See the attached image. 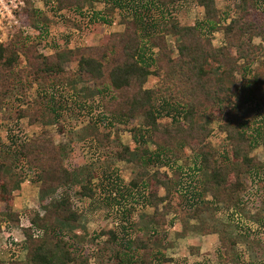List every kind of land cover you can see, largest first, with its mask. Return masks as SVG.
I'll list each match as a JSON object with an SVG mask.
<instances>
[{"label": "trees", "instance_id": "1", "mask_svg": "<svg viewBox=\"0 0 264 264\" xmlns=\"http://www.w3.org/2000/svg\"><path fill=\"white\" fill-rule=\"evenodd\" d=\"M25 1L23 27L42 31L45 14L34 6L33 0ZM42 1L58 13L71 11L79 16L85 7L84 0ZM106 1L116 9L117 0H102ZM121 1H136L138 7L123 15L119 21L123 25L121 31L104 35L94 46L54 48L50 55L37 54L19 30L13 43L0 44V77L6 82L19 61V52L27 57L26 74L34 81L63 75V65L74 63L79 80L91 84L93 95L110 101L109 106H103L104 114L142 119L143 131L134 136L139 151L126 145L117 156L138 166L129 186L143 192L145 205L153 209L147 217L148 224L163 226L167 214L173 213L184 233L191 227L192 231L217 236V250L211 259L218 264H237L238 244L249 235L242 228L241 216L255 199H264V163L252 155L255 147L264 146V119L257 120L256 114L259 107L264 108V6L259 0H231L228 9L227 0ZM189 1L202 10L203 18L187 25L172 22L175 44L171 48L162 21L171 18L167 13L171 14L172 9L177 10ZM219 1H225L224 7H219ZM96 16L99 14L87 21H97ZM102 22L111 25L110 20ZM216 32L222 33L220 46L212 41ZM254 38L261 43L253 44ZM211 65L214 67L207 68ZM150 78L156 80L157 87L147 86ZM39 111L38 107L32 111L31 107L17 109L15 116L33 123L34 119L37 122ZM161 117L168 118L170 125L163 126ZM211 122L217 123L215 131L224 136V153L211 141ZM101 139L107 142L109 134L96 137ZM41 140L13 145L0 155V204L5 223L20 225L19 215L13 211L20 185L14 170L36 173L40 183V211L28 220L30 226L21 227L25 263L0 259V264H74L76 260V251L69 241L76 236L71 233L81 215L70 196L56 195L59 188L73 181L74 173L66 165L69 155L54 140ZM148 143L156 153L150 152ZM185 148L192 149L196 157L194 166L189 159H182L180 150ZM162 153L173 155L175 164L181 162L171 169L172 175L151 167L154 161L166 166L170 155ZM143 156L148 159L143 161ZM185 177L189 182L184 185ZM81 189L77 196L93 198L94 190L86 186ZM189 197L201 204L185 213L182 203L186 204ZM218 211L225 212L226 219L230 216L231 220L202 224L203 214ZM122 220L112 218L114 227L103 226L97 234L103 238L105 249L111 250L109 257L114 264L173 262L165 255L166 247H156L151 236L144 233L129 234Z\"/></svg>", "mask_w": 264, "mask_h": 264}, {"label": "rangeland", "instance_id": "2", "mask_svg": "<svg viewBox=\"0 0 264 264\" xmlns=\"http://www.w3.org/2000/svg\"><path fill=\"white\" fill-rule=\"evenodd\" d=\"M259 1L264 6V0ZM23 2L22 10L16 13L19 24L9 29V33L0 44L13 43L21 30L22 36L26 37L25 43L37 54L42 55H50L54 48L80 49L88 45H96L104 35L121 31L123 25L119 24V21H122L123 15L131 14L133 9L138 7L136 1L124 3L117 0L115 9L107 1L106 3L102 0H84L85 7L82 16H79L71 11L58 13L51 4H46L42 0H33L34 6L45 14L43 30L35 32L31 28L23 27L21 15L27 6L26 1ZM224 2L219 1V7H224ZM225 6L228 9L231 0H227ZM179 8L178 11L172 9V15L168 12L167 16L171 18L162 21L163 29L167 33L165 36L167 45L171 48H174L175 44V37L171 35L172 22L187 25L203 18L202 10L190 1ZM96 13L99 14L96 16L97 21L90 24L87 20ZM102 19L110 20L111 25L103 24ZM221 40V32L213 34L212 41L215 46H220ZM252 43L258 45L261 41L259 38H254ZM19 55V61L12 73L8 74L6 82L0 77V155L8 147L38 139L40 141L52 139L56 144L66 148L69 155L66 165L73 171L74 177L72 183L59 188L56 195L70 196L81 215L78 225L74 228L75 232L71 233V236L74 234L76 236L69 241L76 251L74 264H114L109 257L112 254L111 250L105 249L103 238L97 236L103 226L114 227L112 218L116 221L123 219L122 223L128 227L129 234L144 233L145 236H151L156 247H166V257L174 259L169 264H218L211 259V255L217 250L215 234L195 232L191 227L190 231L184 233L180 221L175 219L173 213L167 214L163 226L152 227L148 224L147 217L152 214L153 209L145 205L143 192H138L129 186L137 173L138 166L134 162L120 160L117 156V152L126 145L135 147L134 149L139 147L134 141V136H138L139 131H143L141 117L122 119L104 114L103 106H109L110 101L108 103L105 99L100 100V96L93 95L91 84L79 80L74 63L66 62L63 65V75L59 74L47 81H34L26 74L29 70L27 57L23 52H19ZM257 65L258 63L254 64V67ZM213 67L214 65H211L207 68ZM147 86L158 85L156 80L150 78ZM29 107L31 111L33 107L41 110L38 119L36 118L37 122L35 119L33 123L25 118L17 120L15 116L17 109ZM256 114L257 120L264 119V108L259 107ZM160 122L163 126H169L171 123L165 117H161ZM210 126L214 129L211 137L213 145L220 153H224L227 151L224 136L215 131L216 122H211ZM108 134L107 142L102 141L103 139L96 140V137L101 138ZM147 146L151 153H156L149 143ZM180 151L182 159H189V164L194 166L192 163H196V157L192 149L185 148ZM139 154L137 158L140 159ZM164 154L170 155L167 156L169 160L166 166L162 165V162L154 161L151 167L170 171L172 175L171 169L181 165V162L175 164L173 155ZM252 155L264 163V146L255 147ZM143 159L146 161L148 156H143ZM14 175L20 180V185L22 184L21 188L19 185L18 196V191L16 192V197H20L17 199V204L20 200L28 199L25 203L21 202L18 208L24 219L22 226H25L32 215L40 211L39 175L30 171L22 172L18 168L14 170ZM82 186L94 190L93 198L76 195L77 191H82ZM160 194L163 195L164 192L160 191ZM194 201L195 199L189 197L186 204L182 203L185 213H191L196 204H201ZM193 202L195 204L192 205ZM161 207L162 205H159V208ZM1 211L0 204V259L4 262L15 260L25 263L26 249L21 237L14 241L13 247H9L8 243L3 244L5 238L3 232H8L6 229L13 227L18 234L22 233V230L19 224L5 223ZM243 213L242 228L246 229L249 235L243 237L238 244L237 264H264V199L262 198V201L255 199L254 204L249 205ZM201 219L202 224L215 225L221 220L225 221L226 213L206 212ZM229 220H231L230 216L226 221ZM189 222L195 223L193 220Z\"/></svg>", "mask_w": 264, "mask_h": 264}, {"label": "built area", "instance_id": "3", "mask_svg": "<svg viewBox=\"0 0 264 264\" xmlns=\"http://www.w3.org/2000/svg\"><path fill=\"white\" fill-rule=\"evenodd\" d=\"M24 6L23 0H0V43L3 42V39L7 36L9 33V29L13 28L17 24H19V21L16 18V13L20 12ZM3 22H5L3 24ZM190 171H188L189 174ZM189 182L188 177H185L184 179V185ZM30 226L29 222L25 227ZM38 233H36L37 235ZM14 238L11 236L7 238V241L5 244L8 243L9 247H13Z\"/></svg>", "mask_w": 264, "mask_h": 264}, {"label": "crops", "instance_id": "4", "mask_svg": "<svg viewBox=\"0 0 264 264\" xmlns=\"http://www.w3.org/2000/svg\"><path fill=\"white\" fill-rule=\"evenodd\" d=\"M22 185V184H21ZM21 185H20V188H21ZM20 188L18 189V192H17V196H18V193H19V190H20ZM17 199H20V197H16L15 196V199H14V206H13V211L15 212V213H17L18 215H19V220H20V227H22V221L24 220L23 218H22V214H20L18 211L20 210V209H18V208H20V204H21V202H26L28 199L26 198L25 200H23V201H18V204H17ZM4 226H6V225H4ZM3 229H4V227H3ZM6 231H8L7 233H5V232H3V234L5 235V238L3 239L4 241H3V244H5L6 243V241H7V237H12V238H14V240H18L19 239V237H21L22 238V240H23V242H24V236H23V233H19L18 234V232L16 233L15 232V230H14V228L13 227H11L10 229H6ZM7 236V237H6ZM186 236H188L187 234H186ZM8 249V248H7Z\"/></svg>", "mask_w": 264, "mask_h": 264}]
</instances>
